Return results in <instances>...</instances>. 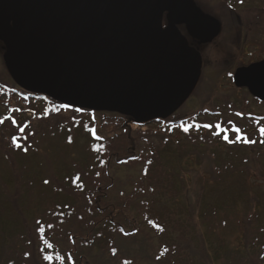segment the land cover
<instances>
[{"label":"trees","instance_id":"16d2710c","mask_svg":"<svg viewBox=\"0 0 264 264\" xmlns=\"http://www.w3.org/2000/svg\"><path fill=\"white\" fill-rule=\"evenodd\" d=\"M258 1L261 4L254 9L262 14L264 0ZM229 2L230 0H225L224 6L228 7ZM244 3V0H239V5ZM9 90L10 93L0 94V99L6 97L4 98L6 100L15 99L16 102L24 103V106L29 108L30 115L35 114L31 109L40 104L44 108L49 105L58 106V109L47 111L54 113L60 112L61 108H68L46 97L29 94L16 85ZM254 101L261 104L259 101ZM70 109L77 111L74 108ZM77 112L87 114V118L81 121L83 125L96 126L95 131H84L92 147L86 173L94 180L93 193L87 190L90 183L79 177L72 178L68 189L79 187L78 189H82L84 194H61L55 190L45 192L46 183L40 180L39 170L37 169V173L35 170V158L32 159L38 157V154L30 153L29 161H26L28 153L22 150V141L18 138L16 143L20 146L13 153L14 172H10L11 158L8 162L9 167L0 170V239L9 237L17 244L7 250L10 255L21 257L18 264H92L88 259L93 252L99 256L114 258L118 254L115 245L117 238L137 236L142 232V227L151 230L159 240L155 262L152 264H262L260 256L257 257V262L253 263L251 259L253 249L262 250L261 245L264 240V228L260 220V210L264 208V193H260L259 188L255 189L254 184L250 182V193L249 190L242 192L239 189L236 195L233 194L230 198L217 197L215 198L217 201L212 202L210 200L213 198L210 196H217L219 190L216 189L214 194L210 195V185H213L212 189L221 185L222 191L230 192L236 189L233 183H227L223 187L226 178L219 181L214 178L218 175L213 172L212 182L208 181L202 186L198 180L195 189L191 192L186 184L179 185V195L183 196L182 207H178L177 198L172 196L171 192L175 190L173 185L178 183L177 179L168 172V168L173 170L171 160L175 154L172 137L179 132L189 138L200 137L199 134L206 133L209 139L206 142L212 145L213 140L219 138L218 134L210 131L212 127H202L208 131H176L177 128L183 130L180 126L185 122L176 119L177 113L167 121L156 122L160 127L153 131L145 128L154 123L137 125L132 119L117 114L84 110ZM206 112L210 111L204 110V115H207ZM238 113L241 115L240 111ZM238 113H234L232 119L234 123L239 120ZM96 115L100 118L95 120L94 124L92 117ZM210 116L208 118H211ZM244 119L243 123L253 119L256 126L263 120L253 116ZM134 127L138 131H133ZM236 131L238 130L234 128L232 132L223 131V133L230 136ZM247 134L249 141L255 142L249 144L256 151V155L264 150V134L261 131L247 132ZM224 141L219 142L227 147L231 145ZM245 143L246 140L236 146H245ZM195 152L197 158L202 157L203 152ZM215 152H211L210 158L222 168L224 175L228 168L237 166L236 159L223 158L220 152L218 155ZM260 159L258 163H261ZM111 164L141 166L142 180L148 183L147 188L152 192L149 198L146 201H136L135 198L141 196L140 190L137 189L119 208L109 197L111 185H101V172ZM16 165L23 167V170H16ZM1 173H5L4 177ZM7 175L9 178L6 177ZM215 180L219 182H214ZM221 195L220 192L218 196ZM137 206L143 210L140 220H135L128 214V210L138 208ZM250 220H253V226H250ZM201 227L205 233L200 230ZM231 227L244 231V240L241 243H235L233 248L223 241H219L218 245L211 243L215 238L220 239ZM259 228L262 230H257ZM45 256H51L52 259L46 260ZM8 264L15 262L10 261ZM122 264L136 263L132 260H124Z\"/></svg>","mask_w":264,"mask_h":264},{"label":"water","instance_id":"95a60500","mask_svg":"<svg viewBox=\"0 0 264 264\" xmlns=\"http://www.w3.org/2000/svg\"><path fill=\"white\" fill-rule=\"evenodd\" d=\"M166 15V27L164 18ZM202 45L221 34L194 0H0L3 61L21 90L65 107L166 121L195 92ZM234 84L264 102V60Z\"/></svg>","mask_w":264,"mask_h":264},{"label":"rangeland","instance_id":"374dc122","mask_svg":"<svg viewBox=\"0 0 264 264\" xmlns=\"http://www.w3.org/2000/svg\"><path fill=\"white\" fill-rule=\"evenodd\" d=\"M194 1L205 14L220 21L222 32L211 46L205 49L201 48L206 63L204 75L191 98L177 112L178 117L176 116V119L185 121L184 125L180 126L183 129L185 127L189 129L193 126L192 129L194 130L189 129L188 131H208V129L205 130L202 127L206 124L211 125L213 129L210 131L218 134L219 138L214 139V144L211 145L206 142V140H209L206 133L199 134L200 137L189 138L179 132L172 137L174 139L172 147L175 154L171 160L173 170L168 168V172L178 181L173 185L177 192L175 190L171 192L172 196L177 198L178 207L183 206V196L179 195L178 192L179 185L181 183L186 184L191 192L192 189H195L198 180L202 186L208 181L212 182L211 174L213 172L218 175L214 178L219 181L226 178L227 181H225V185H222L223 187L227 183H233L236 185V189L230 192L227 190L222 191L221 185L214 189H212L213 185H210V195H213L216 189L219 190L217 196H210V198H213L210 200L212 202L217 201L215 199L217 197L230 198L233 194L236 195L239 189L242 192L249 190L248 193H250V182L254 184L255 189L259 188L260 193H264V150L256 155L254 148L247 142L249 141L247 132L264 129V103H257L251 97L250 101L243 103L244 94L235 91L232 80L235 69L239 66L247 64L249 61L251 63L264 59V12L260 14L257 9H254L261 3L258 0H244L245 3L239 5V0H230L228 7H226L224 6L225 0ZM3 55V47L0 44V94L2 95L3 92L10 93L9 88L13 89L15 86L5 68ZM4 98L0 99V170L3 167H9L8 162L11 158L12 169L10 172H14L13 163L15 158L13 153L18 147L12 141L13 138L15 140L18 138L22 141V150L26 154L28 153L26 161H29V156L32 153L38 154V157H32V159L35 158V170L36 173L39 170L40 180L48 181L44 188L45 192L49 193L55 190V192H61V194H84L82 189H78L79 187L68 189L72 178L79 177L90 183L87 190L93 193L95 190V186L92 185L94 180L91 175L86 173L88 157L92 154L90 150L92 147H90L84 131H95L96 126L82 124L81 121L87 118V114L79 113L70 108H61L60 112L57 113L47 112L53 108L58 109V106L49 105L44 108L40 104L38 107L31 109L35 114L30 115L29 108L25 107L24 103L16 102L15 99L9 101ZM204 110L210 112H206L207 115H204ZM238 111L243 114L240 115ZM235 112L238 113L237 118L239 120L234 123L232 119H234ZM209 115H211V118H208ZM213 116L217 118H213ZM250 116L263 120L257 126L254 124L253 119L248 123H243L244 118ZM96 117H92L94 124L95 120L97 121L100 118L97 115ZM224 123L230 125L227 126ZM216 125L220 127L217 128ZM157 127H160V125L154 123L145 129L154 131L157 130ZM234 128L238 131L231 133L230 136L223 133V131L232 132ZM97 130L101 131L100 129ZM133 131H138V129L134 127ZM176 131L184 130H178L177 128ZM224 137H227L229 141L225 140ZM222 140L231 145L227 147L221 144L219 141L223 142ZM245 140V146H236ZM232 141L238 142L233 143ZM195 151H198V153L203 152L202 157L197 158ZM211 152H215L217 155L220 152L223 158L236 159L237 166L228 168L224 175L222 168H219L211 160ZM259 159L261 163H258ZM20 169L23 170V167L16 165V170ZM1 174L4 177L5 173ZM101 179L102 186L111 185L109 197L119 208L137 189L140 190L141 196L136 197V201H146L152 194L147 188L148 183L142 180L143 169L138 165L119 166L111 164L101 172ZM219 181L215 180L214 182ZM220 192L222 195L218 196ZM188 196H190L189 193ZM142 211L141 208L134 207L128 210V214L135 220H140ZM260 212V220H262V228H264V208ZM252 221L250 220V226L254 225ZM198 222L201 223L200 220ZM200 230L204 232L202 227ZM243 232L239 228L231 227L220 239L215 238L214 242H210L218 245L219 241H223L230 248H233L235 243H241L244 240ZM252 238H254L253 234ZM158 243L157 236L151 230L142 227V232L137 236L125 239L117 238L115 245L118 254L114 258L99 256L93 252L88 260L92 264H122L124 260H132L136 264H152L155 262ZM16 245L9 237L0 239V264H8L10 261H14L15 264L20 263L21 257L10 255L7 250ZM261 247L262 250L253 249L251 257L253 263L257 262V257L260 256L262 258L261 262L264 264V240Z\"/></svg>","mask_w":264,"mask_h":264},{"label":"flooded vegetation","instance_id":"af4514ba","mask_svg":"<svg viewBox=\"0 0 264 264\" xmlns=\"http://www.w3.org/2000/svg\"><path fill=\"white\" fill-rule=\"evenodd\" d=\"M166 25H167V22H166V15H165V18H164V26L166 27ZM180 31L182 32V34L187 38V40H188V42H189V44H190V46L192 47V48H194V49H196L200 54H201V56H202V59H203V68H202V76L204 75V69H205V61H204V56H203V52L201 51V48L203 47L204 49L206 48V47H209V46H211V44H208V45H202V44H200L198 41H196V40H194L193 38H191L189 35H188V33H187V31H186V28L184 27V26H181L180 28ZM220 37V36H219ZM218 37V38H219ZM217 38V39H218ZM216 39V40H217ZM214 43V42H213ZM212 43V44H213ZM264 60V59H263ZM263 60H259V61H255V62H251L250 63V61L249 62H247V64H243V65H241V66H239L238 68H236L235 69V73H236V71L239 69V68H243V67H248V66H250L251 64H254V63H258V62H261V61H263ZM234 73V74H235ZM202 76H201V80H202ZM233 78H234V75H233V77H232V80H233ZM201 80H200V82H201ZM233 85H234V88H235V91L236 92H240V93H243L244 94V100L242 101L243 103H247L248 101H250V97L253 99V100H255V98H253L251 95H250V93H249V91H248V89H246V88H238V87H236L235 86V84H234V80H233ZM257 101V100H256ZM219 114V113H218ZM244 115H246V114H244ZM215 117V116H214ZM215 118H217V117H215Z\"/></svg>","mask_w":264,"mask_h":264},{"label":"snow or ice","instance_id":"6c2138e0","mask_svg":"<svg viewBox=\"0 0 264 264\" xmlns=\"http://www.w3.org/2000/svg\"><path fill=\"white\" fill-rule=\"evenodd\" d=\"M77 111H80V109H77ZM204 127H205V128H211L212 126L206 124V125H204ZM216 127L218 128V127H220V126H219V125H216ZM183 130H184L185 132H187L189 129H188L187 127H185ZM21 131H23V129H21ZM260 131H261L262 134H264V129H261ZM224 139L227 140L228 138H227V137H224ZM12 142H13V144H15L16 147H19V146H20L19 144L16 143L15 138H13V141H12ZM69 142H71V141H69ZM232 142L235 143V142H238V141H232ZM247 142H248V143H255L254 141H247ZM45 183H48V181L46 180ZM49 247H51V245H49ZM44 259H46V260H51L52 257H51V256H45Z\"/></svg>","mask_w":264,"mask_h":264}]
</instances>
